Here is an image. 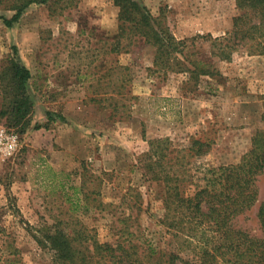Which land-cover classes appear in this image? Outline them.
<instances>
[{
  "label": "rangeland",
  "instance_id": "rangeland-1",
  "mask_svg": "<svg viewBox=\"0 0 264 264\" xmlns=\"http://www.w3.org/2000/svg\"><path fill=\"white\" fill-rule=\"evenodd\" d=\"M15 1L0 0V16ZM114 1L51 0L10 28L0 20V71L16 47L35 101L21 134L0 92V264H53L44 236L78 223L101 243L133 233L156 262L176 245L160 223L166 186L143 175L148 140L169 138L175 151L211 142L195 162L218 167L238 163L264 128V54L249 44L227 61L215 44L233 28L236 0H135L184 42L172 70L155 69V48L124 32ZM258 187L262 196L264 173ZM235 226L264 238L256 207Z\"/></svg>",
  "mask_w": 264,
  "mask_h": 264
},
{
  "label": "trees",
  "instance_id": "trees-1",
  "mask_svg": "<svg viewBox=\"0 0 264 264\" xmlns=\"http://www.w3.org/2000/svg\"><path fill=\"white\" fill-rule=\"evenodd\" d=\"M50 1L16 0L14 15L0 16V20L10 28L28 7ZM114 4L120 8L124 32L140 36L155 48V69L181 66L177 53H181L184 42L163 26L162 17L153 18L135 0H115ZM236 5L239 14L231 32L215 39L220 56L227 61L240 46L249 44L250 54H264V0H236ZM12 49L7 66L0 71L2 115L8 117L11 127L24 134L31 125L35 105L28 88L32 75L19 59L17 48ZM47 116L53 121L52 113ZM211 146V142L193 138L188 146L175 151L169 138L148 140L143 175L166 186L160 223L176 249L167 254L160 251L153 263L156 249L137 244L133 233L128 239L101 243L96 233L78 223V230L58 226L44 236L53 264H264V238L235 226L237 218L256 207L264 231V193L261 196L258 187V179L264 173V128L256 131L251 149L238 163L218 167L196 163L209 154Z\"/></svg>",
  "mask_w": 264,
  "mask_h": 264
},
{
  "label": "built area",
  "instance_id": "built-area-1",
  "mask_svg": "<svg viewBox=\"0 0 264 264\" xmlns=\"http://www.w3.org/2000/svg\"><path fill=\"white\" fill-rule=\"evenodd\" d=\"M16 144H17V137L16 136L9 137V140H8L9 149H12L13 147H15ZM7 151H8V149H7Z\"/></svg>",
  "mask_w": 264,
  "mask_h": 264
}]
</instances>
